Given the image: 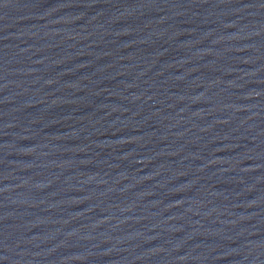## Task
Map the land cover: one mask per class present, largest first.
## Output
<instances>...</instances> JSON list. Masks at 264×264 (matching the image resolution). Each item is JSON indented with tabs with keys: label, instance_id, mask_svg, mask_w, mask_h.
I'll use <instances>...</instances> for the list:
<instances>
[{
	"label": "water",
	"instance_id": "water-1",
	"mask_svg": "<svg viewBox=\"0 0 264 264\" xmlns=\"http://www.w3.org/2000/svg\"><path fill=\"white\" fill-rule=\"evenodd\" d=\"M0 264H264V0H61L0 128Z\"/></svg>",
	"mask_w": 264,
	"mask_h": 264
}]
</instances>
